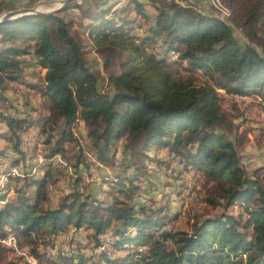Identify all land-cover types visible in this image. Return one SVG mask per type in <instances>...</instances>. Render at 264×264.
<instances>
[{
	"label": "trees",
	"instance_id": "obj_1",
	"mask_svg": "<svg viewBox=\"0 0 264 264\" xmlns=\"http://www.w3.org/2000/svg\"><path fill=\"white\" fill-rule=\"evenodd\" d=\"M120 1L88 0L74 9L89 22L81 28L105 57V70L118 58L125 59L119 73L109 74L105 89L69 23L59 15L70 8L0 24V91L19 83L44 100L41 112L30 111L35 120L13 116L6 106L5 116L0 114L15 153L9 166L33 161V154L23 150L29 130L38 131L46 145L42 175L24 170L23 177H10L18 186L7 184L0 190V264H16L1 243L10 234L40 263L49 255V264H264V185L242 166L231 139L237 127L223 109V100L230 96L257 95L264 106V0H219L246 42L234 36L218 12H206L203 0H148L152 16L147 0H125L124 7L115 10ZM14 9L0 1V16ZM29 54L37 60L32 67L46 70L35 83L26 80L31 64L22 58ZM179 67L201 73L204 82L176 77ZM80 122L88 131L86 138L81 135L88 147L80 146ZM249 131L235 137L243 140ZM121 141L131 154L124 162L127 173L137 175L151 149L166 150L169 163L204 176L200 202L212 208L223 205L222 214L196 220L190 230H166L179 214L171 218L166 207L138 206L134 199L140 188L133 182L137 176L130 179L120 172L104 179L111 188L106 198L85 194L90 181L83 172L91 178L93 164L114 171V151ZM73 143L79 150L70 156L68 145ZM6 152H0V176L8 172L2 167L9 159ZM58 155L73 176L70 192L52 206L49 191L59 181L57 175H68L54 162ZM235 206L243 212H227ZM71 227L94 232L100 262L76 250L71 256L63 249L55 255L48 252ZM129 246L145 250L119 256Z\"/></svg>",
	"mask_w": 264,
	"mask_h": 264
},
{
	"label": "rangeland",
	"instance_id": "obj_2",
	"mask_svg": "<svg viewBox=\"0 0 264 264\" xmlns=\"http://www.w3.org/2000/svg\"><path fill=\"white\" fill-rule=\"evenodd\" d=\"M3 1L7 3L10 2L11 4L14 5V7L17 8L14 9L13 11H18L23 9H36L39 10L40 12L49 13L57 8H60V6L63 5V2L65 0H63V2H61L60 0H3ZM87 1L88 0H75L67 7L70 8L69 11L62 12L59 15L64 19H66L67 22L69 23L71 33L74 34V36L78 39V41L84 48L85 57L89 66L91 67L92 71L98 75L100 79L101 82L100 87L105 89L107 86V78L109 74L111 72L119 73V70L122 69L121 64L125 61V59L124 57L118 58L112 63V66L109 69V71L105 70V65H106L105 57H102V55L94 49L92 42L88 38V35L85 34L83 29L81 28V24L84 26L89 22L83 20L82 15L79 11L74 10L76 6H79L83 3L85 4V2ZM182 1L183 4H188L190 2L189 0H182ZM120 2L123 3L125 2V0ZM120 2L116 4L114 8L115 10H121L124 7L125 4L118 5ZM149 2L147 0V6H149L148 11L152 16L154 14V9L150 8L151 4ZM111 4L112 3H110V5ZM202 5L204 6V10L206 12L213 13L214 15L219 13L218 15L220 17L222 16L221 19L225 20L229 25V27L232 29L234 36L240 42H246L238 26L233 22H231L230 19L228 20V18L230 17V11L224 8L219 0H203ZM6 13L8 12H4V14ZM124 16L125 15L121 16V18H123ZM136 31H138L139 33L142 32L141 29H137V28ZM159 52H162L161 48H159ZM26 57H29V55L25 56L24 58ZM171 59H175V55H171ZM29 63L31 64L32 67L33 63L31 62ZM175 76L184 79H189L193 77V79L197 81L198 84H202L204 82V78L201 73L192 74L191 72H188L186 69H184V67H179L178 69H176ZM15 84L22 85L19 83H15ZM27 91H29L28 88L22 85L21 99L17 98L14 93L13 96L17 100L19 99L18 101L23 100V108L20 109L19 112L21 111V113H23L24 116L21 117L27 118L28 120L31 119L35 120L34 118L31 117L32 113H30L32 107L30 106V104L24 101V99H26L28 102L32 101V98L24 96V94ZM221 93L225 97H229L225 95L224 91H222ZM230 98L236 100L238 104L234 103V101L230 100ZM236 98H244V99L237 100ZM4 101H6L7 103L9 100L2 97V94L0 93V105ZM223 109L226 115L229 117L228 119L232 121L237 127V130H235L236 132L234 131V133L231 135V139L235 142L236 148L241 158L242 166H244L248 174H250L251 176L253 174H256V177L262 182V185H264V135L262 134L263 125H264V106L261 105V98L257 95L249 96V97L230 96L228 99L223 100ZM26 114H28L30 117H27ZM247 130H252V131H249L250 134L248 136L246 135L247 137L245 139L242 138L243 140H237L235 134L236 133L244 134V132H247ZM76 132L78 134H84L85 138L88 133L87 129H85V132L80 131V133L78 129H76ZM78 136L81 138L80 146L88 147V143H86V140L83 139V136L81 135ZM23 137H24L23 147H27L25 148L26 154H29V156L33 154V158H32L33 161L28 160L29 165L26 166L25 168L22 166L23 170L27 171L28 173H31L33 170L34 173L39 172L46 164V159L44 158V156H43L42 164L38 162V159L36 157L37 156L36 150L38 145L42 142L41 141L42 136L39 137L38 131H35V129H31ZM124 143H125L124 141L119 142L114 151V155H115L114 158L115 160H117L114 171L113 169L104 168L101 165L93 164L90 166L92 169H94V173L98 177L92 176L90 183H85V187H84L85 194L92 195L98 199L106 198L107 197L106 194L109 193L111 188L108 185L107 181L106 180L104 181V179L111 178L109 176L114 177L116 176V174L120 172L122 173V176L125 174V176H127L130 179H133L137 176L136 179L133 180V182L136 186L140 188V190L135 194V199H134V202H136L138 206L141 205L150 208L153 207L154 209L166 207L170 212L171 218H173L172 216L179 214L175 220H172L171 223H168V225L166 226V227L169 226L170 229L190 230L192 228L193 223L196 220H202L207 217H217L222 214V212L224 211L223 205H221L220 207L212 208L211 206L208 205L206 206L200 202L201 200L200 189L202 188V185L205 181L204 176L194 174L191 171V169H185L182 164H179L177 162L169 163L170 159L168 158V152L166 150L155 149V148L151 149L149 152H147L149 159L146 158L144 160H141L140 164L142 165V169L139 171V173L135 175V172L132 170L127 173L126 172L127 170L124 168L125 167L124 162L127 159L131 158V154L129 152L124 151L125 148ZM68 146L70 148V156L71 155L75 156L76 152L79 150L78 144L73 143V144H69ZM6 153L9 159H6V162L2 164V167L7 168L8 172L2 173L0 176V190L4 189L7 184H10L11 188L15 187V186L12 187V184L15 183L10 179L11 176H12L11 178H13V174L15 175L14 179L18 177H22V174L16 167L9 166L11 162V161L9 162V160L12 158V155L15 154L12 148L10 147ZM55 158L58 161H64L59 156H56ZM118 162L123 163L122 168H119L120 165ZM58 163L59 166L62 168L63 173L67 174L70 168L67 165V163L65 161L63 164L61 162ZM35 164L36 167L33 168ZM119 169L121 171H119ZM86 173L87 172H83V175L85 177H86ZM70 176H73V174L71 173L68 175H64L63 177L60 174L57 175L59 181H57L49 191L50 205L57 206L59 204L60 198H62V196L65 195L66 193L70 192L71 190V184H70L71 181L69 180ZM199 182L201 183L200 185H198ZM227 212L233 215H238L243 212V209H241L239 206H235L230 210H227ZM169 218L168 220L170 221L171 219ZM166 227H164V229H166ZM93 234L94 232L92 230L91 231L87 229L75 230L73 227H71L68 233L63 235L64 238L63 236L62 238H60V247L69 256H71L70 254L72 251L76 250L79 252V254H84L85 256H87V258H91L95 262H100V257L98 256V250H96V243L94 241ZM8 238H11L12 240L17 242V239L12 234H10ZM6 247H8V245ZM25 248L26 247H24V249ZM61 248H59L58 246L57 251L54 252L48 251V252L52 255H55L59 251H61ZM105 248L107 247L104 246L102 250H104ZM20 250L21 247L17 242V251L11 249V252L13 254V257L11 255V259L16 264H25L21 259H19V254H17L18 252H20ZM144 250L145 248L140 246L139 247L129 246L125 248L121 252V254H119V256L121 255L126 256L127 254H131L132 251L143 252ZM41 252H43V248H41ZM29 255H31L30 252ZM49 259L51 258L49 255H47L43 257V263H40L38 259L36 260L38 262L37 264H49L48 262ZM51 262L54 261L50 260V263Z\"/></svg>",
	"mask_w": 264,
	"mask_h": 264
},
{
	"label": "crops",
	"instance_id": "obj_3",
	"mask_svg": "<svg viewBox=\"0 0 264 264\" xmlns=\"http://www.w3.org/2000/svg\"><path fill=\"white\" fill-rule=\"evenodd\" d=\"M191 1H194V0H191ZM45 74H46V70H37L36 68L30 67V66L25 71L26 80H28L31 83H35L37 81V79H39V77L40 78H44ZM12 90H13V84H9L8 85V89L5 90L3 93L0 91V93L2 94V97H4L5 99H8L9 102L15 104L18 107V110H20V109L23 108V100L18 101L16 98H14ZM28 90L29 91H27L24 94V96L32 98V101L28 102L26 99H24V101H26L28 104H30V106L32 107L31 110L38 109V111L41 112L40 109L43 106L44 100L42 99L40 94L38 92H36L35 90H30L29 88H28ZM3 103H4V105H3ZM3 103L0 105V114H2V115H4L3 112L5 111L4 109H5V106H6L5 105V101ZM44 111L46 112V110H44ZM46 113H47V115L49 114L48 112H46ZM85 129H86V125L83 122H80L79 125H78L79 133H80V131L85 132ZM79 135H84V134H79ZM8 137H9V129H8L6 123L0 117V152L1 151H5L6 152L11 147V145L9 144V141H8ZM25 148H27V147H23V150H25ZM59 157H61V156H59ZM56 160L57 159L54 158V162L58 163V160L57 161ZM25 162H27V163H25ZM19 164H20L21 167L29 165L28 160L27 161L21 160V162ZM58 165H59V163H58ZM12 167H15V166H12ZM16 168L22 173V177H23L24 176L23 175L24 174V170H22L20 167H16ZM32 172H34V170ZM71 173H72L71 168H69V171L67 172V174H71ZM33 174H41L42 175L43 174V169L40 170L39 172H36V173H33ZM88 181H89V179H88ZM63 235H60L58 240H60V238H62ZM63 238H64V236H63Z\"/></svg>",
	"mask_w": 264,
	"mask_h": 264
},
{
	"label": "built area",
	"instance_id": "obj_4",
	"mask_svg": "<svg viewBox=\"0 0 264 264\" xmlns=\"http://www.w3.org/2000/svg\"><path fill=\"white\" fill-rule=\"evenodd\" d=\"M118 5H123V3H120V4H118ZM222 17V16H221ZM142 31V30H141ZM22 59H24V60H26L27 62H31V63H33V64H35L36 62H37V60H36V58H35V56H34V54H29V57H26V58H22ZM35 66V65H34ZM36 67V69H41V68H39L38 66H35ZM21 88H22V85H16V84H13V93L16 95V97L17 98H19V99H21ZM18 99V100H19ZM237 100L238 99H244V98H236ZM6 107L8 108V110H9V113L11 114V115H13V116H24L23 115V113H21V114H18L19 112H18V110L15 108V107H13V106H11L10 105V102H7L6 103ZM29 115H30V113H29ZM28 114H26V116L27 117H30ZM43 143H44V146H46L45 145V138L42 136V140H41ZM42 160V159H41ZM57 161V160H56ZM58 162H61L62 164L64 163V161H58ZM119 165H120V163H119ZM89 172L92 174V176H95V177H98L95 173H94V169H92L91 167H90V169H89ZM32 173H34V172H32ZM187 175V174H186ZM185 175V176H186ZM86 178H88L89 179V181L92 179V177L90 178L89 177V175H88V173H86ZM201 183L199 182V184L198 185H200ZM13 186H18V184H12V187ZM193 192V191H192ZM170 229V227H168V228H166V230H169ZM1 243L2 244H5L6 246L9 244V239H3L2 241H1ZM54 244H56V245H58L59 247H60V240H56L55 242H54ZM61 248V247H60ZM61 251H62V248H61ZM17 254H19V258L25 263V264H33V255H29V249H24V247H21V250H20V252H18Z\"/></svg>",
	"mask_w": 264,
	"mask_h": 264
},
{
	"label": "water",
	"instance_id": "obj_5",
	"mask_svg": "<svg viewBox=\"0 0 264 264\" xmlns=\"http://www.w3.org/2000/svg\"><path fill=\"white\" fill-rule=\"evenodd\" d=\"M74 1L75 0H65L63 2V5L60 6V8H57L54 11L49 12V13L40 12L39 10H36V9H23V10H18V11H10L0 16V24L8 20L16 19V18L26 16V15H55L63 11L64 9H66Z\"/></svg>",
	"mask_w": 264,
	"mask_h": 264
},
{
	"label": "bare ground",
	"instance_id": "obj_6",
	"mask_svg": "<svg viewBox=\"0 0 264 264\" xmlns=\"http://www.w3.org/2000/svg\"><path fill=\"white\" fill-rule=\"evenodd\" d=\"M61 2H63V0H60ZM120 4V3H119ZM58 5V4H57ZM52 8V7H50ZM50 8H47V9H50ZM54 8V7H53ZM120 9V8H119ZM41 10V9H40ZM236 97V96H235ZM238 97V96H237ZM45 148L46 146H44V143L41 142L39 145H38V149H37V159H38V162H40L42 164L43 162V156H44V151H45ZM42 159V160H41ZM119 163V162H118ZM14 175V174H13ZM169 227V226H168ZM166 227V228H168ZM9 239V244H8V248L11 250L13 249L14 251H17V242L12 240L11 238H7ZM57 247V248H56ZM54 247L53 249H48V251L50 252H54V251H57L58 249V246ZM60 248V247H59ZM25 249H28V248H25ZM30 252V251H29ZM33 264H37V260L35 259V257L33 256Z\"/></svg>",
	"mask_w": 264,
	"mask_h": 264
}]
</instances>
